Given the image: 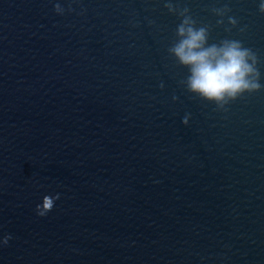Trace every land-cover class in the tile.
<instances>
[{
    "label": "water",
    "instance_id": "1",
    "mask_svg": "<svg viewBox=\"0 0 264 264\" xmlns=\"http://www.w3.org/2000/svg\"><path fill=\"white\" fill-rule=\"evenodd\" d=\"M186 17L261 87L190 92ZM0 200L76 264H264L258 0H0Z\"/></svg>",
    "mask_w": 264,
    "mask_h": 264
},
{
    "label": "clouds",
    "instance_id": "2",
    "mask_svg": "<svg viewBox=\"0 0 264 264\" xmlns=\"http://www.w3.org/2000/svg\"><path fill=\"white\" fill-rule=\"evenodd\" d=\"M258 10L264 14V0H258ZM177 35L180 39L170 52L189 69L190 92L220 104L261 87L255 54L239 41L206 46L207 30L196 28L187 17L177 27ZM51 204L49 199L44 207L50 210Z\"/></svg>",
    "mask_w": 264,
    "mask_h": 264
}]
</instances>
